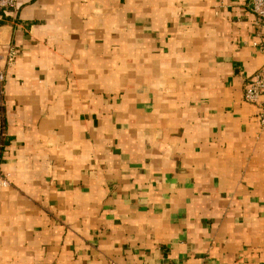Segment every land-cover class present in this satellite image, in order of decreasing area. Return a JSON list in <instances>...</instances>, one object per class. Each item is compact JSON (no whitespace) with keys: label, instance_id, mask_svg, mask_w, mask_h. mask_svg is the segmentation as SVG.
<instances>
[{"label":"crops","instance_id":"crops-1","mask_svg":"<svg viewBox=\"0 0 264 264\" xmlns=\"http://www.w3.org/2000/svg\"><path fill=\"white\" fill-rule=\"evenodd\" d=\"M9 47L0 264H264L249 0H16Z\"/></svg>","mask_w":264,"mask_h":264},{"label":"built area","instance_id":"built-area-1","mask_svg":"<svg viewBox=\"0 0 264 264\" xmlns=\"http://www.w3.org/2000/svg\"><path fill=\"white\" fill-rule=\"evenodd\" d=\"M16 0H0V23L7 16L10 9L14 8ZM249 8L255 15L258 22L264 23V0H249ZM15 59V49L9 47L5 56L0 54V61L4 60L5 66H10ZM4 74L0 70V95ZM243 100L256 106V121L260 129H264V63L250 77L243 90ZM6 136L5 128L0 117V151L3 149V140ZM10 185L8 174L0 170V188H6Z\"/></svg>","mask_w":264,"mask_h":264}]
</instances>
